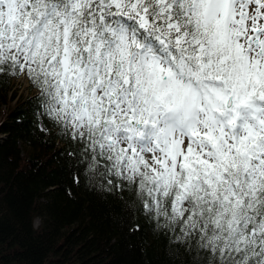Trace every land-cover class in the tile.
<instances>
[{
  "label": "snow or ice",
  "instance_id": "6c2138e0",
  "mask_svg": "<svg viewBox=\"0 0 264 264\" xmlns=\"http://www.w3.org/2000/svg\"><path fill=\"white\" fill-rule=\"evenodd\" d=\"M2 65L193 264H264V0H0Z\"/></svg>",
  "mask_w": 264,
  "mask_h": 264
},
{
  "label": "trees",
  "instance_id": "16d2710c",
  "mask_svg": "<svg viewBox=\"0 0 264 264\" xmlns=\"http://www.w3.org/2000/svg\"><path fill=\"white\" fill-rule=\"evenodd\" d=\"M0 67V264H193L182 222L148 213L136 184L99 173L110 162L48 114L26 74L36 92L22 97L13 80L23 73Z\"/></svg>",
  "mask_w": 264,
  "mask_h": 264
},
{
  "label": "rangeland",
  "instance_id": "374dc122",
  "mask_svg": "<svg viewBox=\"0 0 264 264\" xmlns=\"http://www.w3.org/2000/svg\"><path fill=\"white\" fill-rule=\"evenodd\" d=\"M254 7L255 5H251L249 11H251L252 8ZM22 77H25V80H22ZM13 89L17 93V95H20L22 97L31 96L33 93L36 92L35 90H31V91L29 90V83L25 74L13 80ZM0 119H2L1 113H0ZM148 158L150 159V156ZM38 224L39 221L35 220L34 222L35 227H37Z\"/></svg>",
  "mask_w": 264,
  "mask_h": 264
},
{
  "label": "bare ground",
  "instance_id": "6f19581e",
  "mask_svg": "<svg viewBox=\"0 0 264 264\" xmlns=\"http://www.w3.org/2000/svg\"><path fill=\"white\" fill-rule=\"evenodd\" d=\"M22 80H25V77H22Z\"/></svg>",
  "mask_w": 264,
  "mask_h": 264
}]
</instances>
